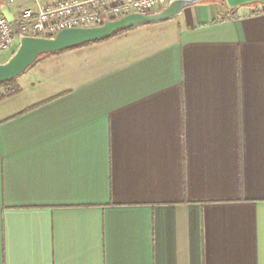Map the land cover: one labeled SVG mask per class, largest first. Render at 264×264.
Masks as SVG:
<instances>
[{
  "label": "crops",
  "instance_id": "1",
  "mask_svg": "<svg viewBox=\"0 0 264 264\" xmlns=\"http://www.w3.org/2000/svg\"><path fill=\"white\" fill-rule=\"evenodd\" d=\"M260 8L204 0L18 77L0 264H264Z\"/></svg>",
  "mask_w": 264,
  "mask_h": 264
},
{
  "label": "built area",
  "instance_id": "2",
  "mask_svg": "<svg viewBox=\"0 0 264 264\" xmlns=\"http://www.w3.org/2000/svg\"><path fill=\"white\" fill-rule=\"evenodd\" d=\"M18 0H1L7 8ZM32 6L20 9L8 23L0 12V53L12 50L19 38H53L68 29L103 26L107 21L119 20L130 14H152L166 7L171 0H57L44 4L30 0ZM258 14H264V7Z\"/></svg>",
  "mask_w": 264,
  "mask_h": 264
},
{
  "label": "water",
  "instance_id": "3",
  "mask_svg": "<svg viewBox=\"0 0 264 264\" xmlns=\"http://www.w3.org/2000/svg\"><path fill=\"white\" fill-rule=\"evenodd\" d=\"M204 0H171L166 7L152 14H130L119 20L107 21L103 26L93 28L68 29L53 38L20 37L18 48L4 63H0V85L11 82L23 75L45 56H52L86 44L100 43L113 35L137 27L163 23L172 20L191 6ZM230 11L250 6H263L264 0H223ZM0 12L8 23L14 22L8 8L0 5Z\"/></svg>",
  "mask_w": 264,
  "mask_h": 264
},
{
  "label": "trees",
  "instance_id": "4",
  "mask_svg": "<svg viewBox=\"0 0 264 264\" xmlns=\"http://www.w3.org/2000/svg\"><path fill=\"white\" fill-rule=\"evenodd\" d=\"M230 12L232 13L234 11H230ZM257 12H258V10L254 11L253 14H257ZM131 30H127V31H124V32H119V33L113 35L111 38L117 37V36H119V35H121V34H123L125 32L131 31ZM111 38H109V39H111ZM93 44H98V43H93ZM93 44H86V45H83V46H80V47H77V48H73V49H70V50H67V51L75 50V49H78V48H81V47H85V46H89V45H93ZM67 51H65V52H67ZM62 53H64V52H62ZM59 54H61V53H59ZM15 80H12L11 82L3 83V84L0 85V103L2 101H4V100L10 98V97H13V96L19 94L20 89L15 84Z\"/></svg>",
  "mask_w": 264,
  "mask_h": 264
},
{
  "label": "rangeland",
  "instance_id": "5",
  "mask_svg": "<svg viewBox=\"0 0 264 264\" xmlns=\"http://www.w3.org/2000/svg\"><path fill=\"white\" fill-rule=\"evenodd\" d=\"M213 1L223 3V0H213ZM17 48H18V44H15L12 50H10L9 52L0 53V63L6 62L11 57V55L14 53V51H16Z\"/></svg>",
  "mask_w": 264,
  "mask_h": 264
}]
</instances>
